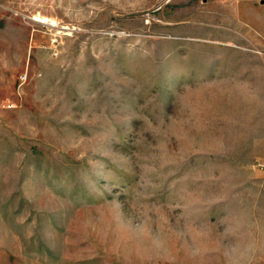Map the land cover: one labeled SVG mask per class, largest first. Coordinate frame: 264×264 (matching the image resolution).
Returning a JSON list of instances; mask_svg holds the SVG:
<instances>
[{
    "label": "rangeland",
    "instance_id": "rangeland-1",
    "mask_svg": "<svg viewBox=\"0 0 264 264\" xmlns=\"http://www.w3.org/2000/svg\"><path fill=\"white\" fill-rule=\"evenodd\" d=\"M263 1L0 0V264H264Z\"/></svg>",
    "mask_w": 264,
    "mask_h": 264
},
{
    "label": "water",
    "instance_id": "water-1",
    "mask_svg": "<svg viewBox=\"0 0 264 264\" xmlns=\"http://www.w3.org/2000/svg\"><path fill=\"white\" fill-rule=\"evenodd\" d=\"M262 3L264 4V1Z\"/></svg>",
    "mask_w": 264,
    "mask_h": 264
},
{
    "label": "built area",
    "instance_id": "built-area-1",
    "mask_svg": "<svg viewBox=\"0 0 264 264\" xmlns=\"http://www.w3.org/2000/svg\"><path fill=\"white\" fill-rule=\"evenodd\" d=\"M23 80V79H22ZM25 80V79H24Z\"/></svg>",
    "mask_w": 264,
    "mask_h": 264
}]
</instances>
